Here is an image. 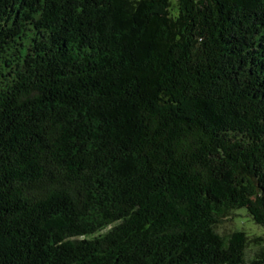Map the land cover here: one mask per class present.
I'll return each mask as SVG.
<instances>
[{"label":"trees","instance_id":"1","mask_svg":"<svg viewBox=\"0 0 264 264\" xmlns=\"http://www.w3.org/2000/svg\"><path fill=\"white\" fill-rule=\"evenodd\" d=\"M264 0H0V264H264Z\"/></svg>","mask_w":264,"mask_h":264},{"label":"rangeland","instance_id":"2","mask_svg":"<svg viewBox=\"0 0 264 264\" xmlns=\"http://www.w3.org/2000/svg\"><path fill=\"white\" fill-rule=\"evenodd\" d=\"M174 1V0H171ZM234 214H237L234 217V221L229 222V220L222 222L219 226L217 231L220 233H229L232 229H239L242 231L247 232L248 234H263L264 230L261 226L257 225L251 217H249L246 213V210L241 207L238 209H235ZM264 237V236H263Z\"/></svg>","mask_w":264,"mask_h":264}]
</instances>
